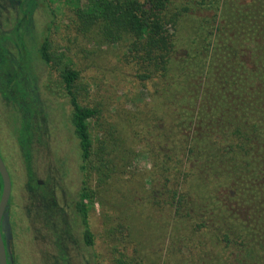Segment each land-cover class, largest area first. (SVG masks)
Segmentation results:
<instances>
[{
	"label": "trees",
	"instance_id": "obj_1",
	"mask_svg": "<svg viewBox=\"0 0 264 264\" xmlns=\"http://www.w3.org/2000/svg\"><path fill=\"white\" fill-rule=\"evenodd\" d=\"M62 1L79 33L123 45L125 62L160 105L145 143L153 163L148 195L155 205L187 209L189 228L170 241L177 264H264V0ZM50 47L46 36L38 52L47 65ZM9 74L8 86L18 72ZM59 75L81 152L76 210L92 247L97 192L89 179L117 172L111 154L124 152L123 142L111 130L94 141L100 110L80 103V71L65 64ZM2 190L0 174V198Z\"/></svg>",
	"mask_w": 264,
	"mask_h": 264
},
{
	"label": "rangeland",
	"instance_id": "obj_2",
	"mask_svg": "<svg viewBox=\"0 0 264 264\" xmlns=\"http://www.w3.org/2000/svg\"><path fill=\"white\" fill-rule=\"evenodd\" d=\"M78 31L73 10L62 0H0V154L13 183V262L180 263L170 241L173 233L189 228L187 209L155 205L148 195L153 163L145 143L160 105L151 97V86L141 83L125 62L123 45ZM46 36L50 65L38 52ZM65 64L80 71V103L100 110L91 122L94 141L111 130L123 142L124 152L111 154L117 172L104 181L96 173L89 179L97 192L89 213L92 247L84 243L76 210L83 174L72 108L59 77ZM11 72L18 76L8 86Z\"/></svg>",
	"mask_w": 264,
	"mask_h": 264
},
{
	"label": "water",
	"instance_id": "obj_3",
	"mask_svg": "<svg viewBox=\"0 0 264 264\" xmlns=\"http://www.w3.org/2000/svg\"><path fill=\"white\" fill-rule=\"evenodd\" d=\"M0 174L3 181V190L0 198V264H14L11 251L13 233L9 212L13 183L11 174L1 154Z\"/></svg>",
	"mask_w": 264,
	"mask_h": 264
}]
</instances>
